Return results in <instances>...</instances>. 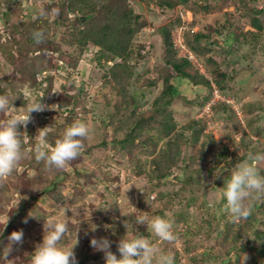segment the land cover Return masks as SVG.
Instances as JSON below:
<instances>
[{
	"label": "rangeland",
	"instance_id": "rangeland-1",
	"mask_svg": "<svg viewBox=\"0 0 264 264\" xmlns=\"http://www.w3.org/2000/svg\"><path fill=\"white\" fill-rule=\"evenodd\" d=\"M40 7L49 14L38 18ZM122 11L138 17L129 28ZM253 17L261 31L251 25ZM165 29L174 50L180 38L208 36L193 42L200 53L190 51L203 65V72L196 67L201 75L212 79L206 67L215 66L225 74L223 90L169 76ZM33 30L44 31L43 43L33 42ZM124 62L131 76L116 82L110 69ZM166 77L178 94L156 111ZM0 94L18 111L41 97L49 106L18 128L29 137L24 158L0 181V251L12 232H23L8 259L31 264L44 220H63L68 208L69 232L61 243L74 244L79 229L77 264H105L91 239L110 240L119 258L117 243L132 235L172 254L174 264H264V197L246 201L251 214L235 222L219 199L237 164L248 162L249 153L264 155V0H0ZM140 117L148 119L135 128L133 144L123 143ZM168 119L176 127L167 135L162 123ZM75 120L91 128L80 155L48 172L31 152L37 130L50 126L47 143L54 146ZM174 143L179 150L169 151ZM164 157L170 170L161 181L157 164ZM256 167L264 175V161ZM17 192L27 197L19 204ZM145 214V224L137 223ZM153 216L171 218L176 241L152 233Z\"/></svg>",
	"mask_w": 264,
	"mask_h": 264
},
{
	"label": "clouds",
	"instance_id": "clouds-1",
	"mask_svg": "<svg viewBox=\"0 0 264 264\" xmlns=\"http://www.w3.org/2000/svg\"><path fill=\"white\" fill-rule=\"evenodd\" d=\"M51 12L58 15L59 9L53 8ZM48 14L45 8H39L38 18ZM31 36L36 44H41L45 40L43 30H33ZM42 98L34 99L26 109L18 111L12 106L6 94H0V113H5L7 116L6 119L0 120V181L12 176L24 158L23 142L29 137L26 131L20 132L18 128L27 127L31 122V113L42 112L49 107L41 103ZM49 128L50 126L37 130L39 142L33 146L31 152L37 163L43 162L48 172H55L63 170L71 161L78 158L83 148V140L90 135L91 128L85 122L75 120L64 129L62 137L55 141L54 146L47 143ZM261 161H264V155L249 153L248 162L237 164L220 190L219 199L223 201L222 210L234 222L246 219L251 214V204L246 201L264 197V175H261L256 167ZM16 196L18 204L22 199L27 198L20 196L18 192ZM67 212H70V209L65 208L63 220L52 218L44 220L42 242L35 245L31 264H77L74 248L78 245L79 229L75 232L74 244L69 247L61 243L65 234L69 232ZM9 219L8 216L3 220V229L7 226ZM146 220L145 214L138 217L137 223L144 225ZM126 223L127 221L124 224ZM148 223L152 233L162 242L176 241L171 218L153 216ZM8 240L9 244L0 252L5 264H16L15 259H8V257L13 244H22L23 232H12ZM90 246L104 254L105 264H174L175 259L172 254L153 247L148 238L141 235H132L119 240L117 243L119 258L110 251L111 241L107 238L99 240L93 238L90 240Z\"/></svg>",
	"mask_w": 264,
	"mask_h": 264
},
{
	"label": "trees",
	"instance_id": "trees-1",
	"mask_svg": "<svg viewBox=\"0 0 264 264\" xmlns=\"http://www.w3.org/2000/svg\"><path fill=\"white\" fill-rule=\"evenodd\" d=\"M241 1H255V0H241ZM169 6V3H167ZM107 10H110L109 8ZM257 14H260L262 12L261 9L256 10ZM94 13V12H93ZM97 14V12H95ZM123 13V24L126 25V27H130L131 24V17L132 19L136 22V20L138 19V17L132 16L130 15L129 17L127 16L126 11H122ZM125 14V16H124ZM91 15V14H90ZM126 20V21H125ZM77 23H81V17L78 18L76 20ZM251 25L257 29L258 31L262 30V26L260 23V19L258 17H253L251 20ZM129 31V30H128ZM127 31V34H129V32ZM164 31V30H163ZM164 37H165V45L167 48V52L170 54H168L166 57V65L168 66V68H170V77H182V78H186V79H192L194 80L196 83H204L206 85H211L213 82L215 84V86H217L220 90L224 89V79H225V74L222 73L221 71H218L217 67L215 66L214 69H212V71L209 69V67H206L209 71L210 74L212 75V79H208L206 76L201 75V73L196 70L195 65L188 59L185 57H180L177 55L178 50H174L173 49V44L171 41V35H170V31L165 29L164 31ZM202 39H206V41H208V36L204 35L203 33L197 32L193 35V41H184V43H186V47L191 50L192 52H194L195 54L200 53V49L196 44H193V42H199ZM208 44H210L209 42H207ZM110 50V49H109ZM177 51V52H176ZM125 57V56H124ZM209 62L213 63L214 61L209 58L208 59ZM214 65L215 62H214ZM129 67L126 65V63H115L111 69H110V76L112 77V79L114 81H119L121 80H126L129 79L131 76V73L129 72ZM125 70V71H123ZM163 89L160 93V95L157 97V99H155L154 104H153V108L154 110H158L159 108H161L162 110L166 107H168L171 103L172 100H174L175 96H177L178 91L177 88L174 87V85H172L170 83V78L166 77L164 79L163 82ZM151 117V115H150ZM148 117H140L138 120L134 121L131 123V127L128 129V133L126 134L125 138L122 139L123 143H128L130 141V143L133 144L134 140H135V128L139 127V124H144L147 121ZM164 126V130H165V134H170L176 127V124L174 123L173 120L168 119V120H164V122L162 123ZM195 124V123H194ZM193 125V124H192ZM191 125H188V128H190ZM169 151H178L180 145L178 143H174L169 145ZM175 156V155H173ZM165 159L163 160L164 162L157 164L158 166V170L160 172V176L159 179L161 181H164L167 179V177L169 176V170H170V164H167L166 161V157H164ZM264 239V237H263Z\"/></svg>",
	"mask_w": 264,
	"mask_h": 264
},
{
	"label": "built area",
	"instance_id": "built-area-1",
	"mask_svg": "<svg viewBox=\"0 0 264 264\" xmlns=\"http://www.w3.org/2000/svg\"><path fill=\"white\" fill-rule=\"evenodd\" d=\"M178 42H179L178 45L176 44L175 46L177 47L179 52L182 53V54H180V56L188 58L195 65V67L199 66L198 68H199L200 72H203V70H202L203 65L201 63H199V61L197 59H195V56L193 55V53L187 49V47L183 43V39L180 38V41H178ZM193 60H195V62Z\"/></svg>",
	"mask_w": 264,
	"mask_h": 264
},
{
	"label": "water",
	"instance_id": "water-1",
	"mask_svg": "<svg viewBox=\"0 0 264 264\" xmlns=\"http://www.w3.org/2000/svg\"><path fill=\"white\" fill-rule=\"evenodd\" d=\"M81 21H82V22L84 21V17L81 18Z\"/></svg>",
	"mask_w": 264,
	"mask_h": 264
}]
</instances>
